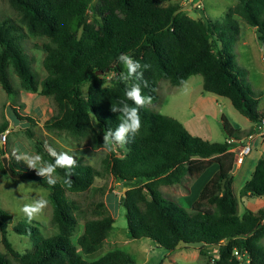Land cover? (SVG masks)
Instances as JSON below:
<instances>
[{"label": "trees", "instance_id": "16d2710c", "mask_svg": "<svg viewBox=\"0 0 264 264\" xmlns=\"http://www.w3.org/2000/svg\"><path fill=\"white\" fill-rule=\"evenodd\" d=\"M7 0L18 15L17 22L0 18V86L7 96L15 95L8 69L17 76L22 89L51 101L52 115L43 127L49 132H64L76 140L87 139L93 150H106L99 168L76 159L71 187L65 183V170L57 168V183L50 186L35 170L9 163L16 178L39 184L49 191L50 224L54 235L44 237L34 221L18 222L13 231L29 237L31 249L17 252L8 240L12 217L0 208V264H134L119 250L88 259L106 240L114 219L106 211V188L94 187L95 180L109 177L123 183L119 205L125 209L130 239H149L159 248L172 252L176 245L201 242L195 249L206 257L205 264H239L234 250L245 252L249 264H264V209L245 210L238 215V199L232 191L234 154L227 139L241 141L251 134L232 129L226 121L221 127L222 143H209L191 136L175 119L140 109L141 128L117 154L103 147V133L121 122L119 112H111L118 101L127 100L125 91L135 81L105 86L104 77L126 72L118 57L127 53L151 68L144 71L148 87L145 96L156 98L159 83L183 85L195 75L202 77V91L226 98L232 108L251 123L264 120L257 106L262 93L244 86L239 69L228 64L229 46L218 43L221 34L238 35V27L228 13L217 29L209 21L194 20L169 0ZM242 9V10H241ZM244 20L255 29L264 47V1L238 0ZM91 11L92 19H86ZM25 29V31H23ZM213 34L216 38L211 39ZM27 36L43 39L40 50L46 77L38 81L21 42ZM222 43V42H221ZM101 72V75H96ZM86 87L85 91L82 89ZM19 121L34 123L10 108ZM9 128L0 124V134ZM29 132V131H27ZM30 133V132H29ZM45 161L54 159L41 147ZM214 160L216 171L193 199L191 211L161 195V186L180 185L186 176L201 177L207 170L204 161ZM0 170L7 174L0 163ZM239 197L264 198V155L259 158ZM83 232L73 243L72 234L79 217H88ZM218 245L217 249L207 248ZM186 247V246H185ZM78 250V252H77ZM215 252L216 256L210 253Z\"/></svg>", "mask_w": 264, "mask_h": 264}, {"label": "rangeland", "instance_id": "374dc122", "mask_svg": "<svg viewBox=\"0 0 264 264\" xmlns=\"http://www.w3.org/2000/svg\"><path fill=\"white\" fill-rule=\"evenodd\" d=\"M95 3L96 0L92 2V5H95ZM166 4H177L182 8L188 6L182 12H185L188 17L194 20L209 21L215 29L219 28L218 24L224 22L226 15L230 14L231 19L237 24L238 35H229L228 30L217 31L221 34L218 47L221 48L222 44L230 47L228 64L239 69V78L244 86L262 93L258 108L264 107V47L254 28L248 25L243 15H241L243 14L242 9L234 10L238 0H169ZM0 18H10L15 22L18 20L17 13L11 9L7 0H0ZM86 19L91 21V11H87ZM210 37L211 39L216 38L213 34ZM43 42V39L30 36H27L21 42L24 53L28 57L38 81L46 77V72L42 66L44 52L40 50ZM8 72L10 84L16 94L7 96L0 86V124L7 122L9 125L6 131L7 139L5 143L0 142V163L2 164V159L6 158L7 164L12 163L19 168H27L22 162L15 161L12 155L15 148L38 153V148L41 147L47 151V146H51L57 152L71 150L69 154H74L76 159L80 158L84 164L99 168L101 159L107 153L106 150H93L90 148L87 139L76 140L64 132L47 131L43 127V123L52 115L51 101L46 97L22 89L17 76L12 73L11 69H8ZM111 74L109 72L104 77L105 86H109L113 82L114 78H109ZM82 89L85 91L86 87L84 86ZM215 97L218 101L217 107L210 106L212 101L203 103L204 98L213 100ZM11 107H14L20 116L31 117L35 122L17 120L14 118ZM146 108L151 112L177 120L191 136L209 143H222L225 141V134L221 127L222 120L226 121L233 129L247 130V132L250 130L254 131V134L260 133L256 129L259 122L255 124L248 121L232 108L226 98L204 93L200 75L189 77L183 85L177 87H170L166 81L160 82L156 98L151 99V103L146 105ZM262 138L252 137L250 142L251 152L242 159L240 166L236 164L238 156L234 154L235 168L232 171V191L238 199L239 216L246 209L253 211L255 208H264V199L252 197L246 200V198L239 197V190L249 180L258 156L264 154ZM113 152L117 154V148H114ZM202 165L210 172L206 178L209 181L216 171L215 161L205 160ZM193 178L195 177L190 176L188 179L183 180V184L188 187L193 183ZM204 181L203 184H198L201 188L205 184ZM103 186L106 188L103 201L106 211L114 219V223L108 238L102 242L92 255L87 256L88 259H94L110 251L119 250L128 255L134 264H205L206 257L197 253L198 251L196 252L194 248L186 246L168 252L159 248L149 239H130L127 235L124 218L125 209L119 205L121 194L127 190V187L123 183L114 182L109 177L95 180L94 187L101 188ZM160 191L163 198L176 202L186 211H191L193 199L197 197L182 196L180 194L181 190L177 186L162 187ZM48 194L49 191L39 184L12 178L8 174H3L0 170V208L12 217V221L8 226V240L17 252L24 253L26 250H30L32 244L29 237L17 235L13 231V227L18 222L27 220L19 211V208L41 197L48 200ZM253 204H256V206H253ZM51 214V205L48 201V206L32 220L38 224L44 237L54 235L57 231L50 224ZM87 219H89V216L78 218V224L72 234L73 243L82 234L83 223ZM260 245L264 248V237ZM0 252L5 254L1 242ZM210 255L216 256L217 254L213 252Z\"/></svg>", "mask_w": 264, "mask_h": 264}, {"label": "clouds", "instance_id": "9594fccd", "mask_svg": "<svg viewBox=\"0 0 264 264\" xmlns=\"http://www.w3.org/2000/svg\"><path fill=\"white\" fill-rule=\"evenodd\" d=\"M118 61L125 67L126 72H122L118 76L112 73L109 78H115L118 82L125 83L134 78L137 82L125 91L127 100L132 101L134 106H130L125 101H118V106L111 107V112H119L122 119L115 131L109 128L103 133V147L109 151L114 148H123L129 143L128 137L135 138L141 128L140 109L151 103V97L145 96L141 88V85L145 88L148 87V82L144 79V71L149 70L151 65H141L127 53H122L118 57ZM69 151L57 152L51 146H47V152L54 159V162L45 161L40 154L23 151L20 148H15L12 155L16 162H22L28 169L35 170L39 177L46 178L50 186L57 183L55 179L56 169H64V183L71 187L72 180L70 177L73 175V169L77 166V161L75 155H70ZM47 206L48 200L41 197L30 204H24L19 208V211L31 222Z\"/></svg>", "mask_w": 264, "mask_h": 264}, {"label": "crops", "instance_id": "0c3cea01", "mask_svg": "<svg viewBox=\"0 0 264 264\" xmlns=\"http://www.w3.org/2000/svg\"><path fill=\"white\" fill-rule=\"evenodd\" d=\"M255 30V29H254ZM221 49V48H220ZM213 96H215V95H213ZM260 99H262V96H261V98ZM260 99H259V101H260ZM208 101H212L211 102V104H210V106L211 105H213V106H218V104H217V99H216V97L213 99V100H210V98H204V101H203V103H205V102H208ZM210 103V102H209ZM259 103V102H258ZM264 110V107H262V108H258V106H257V111H258V113H261L262 111ZM223 121V120H222ZM233 129V128H232ZM238 130H240V131H243V132H246V133H249V134H251L250 136H251V140H252V137H260V135L259 134H257V133H255L254 134V131L252 132V131H248L247 132V130H241V129H238ZM263 138H262V140H263V142H262V145H263V147H264V135L262 136ZM225 139V138H224ZM231 139V138H230ZM245 139L246 138H244L243 139V141H245ZM236 141H238V140H236ZM251 142V141H250ZM250 144V143H249ZM251 146V145H250ZM249 155V154H248ZM247 155V156H248ZM262 155H264V154H260L259 156H258V160H259V158L260 157H262ZM246 156V157H247ZM257 160V161H258ZM257 161L255 162V164H254V168H255V166H256V163H257ZM234 168H235V165L233 166V168H232V171L234 170ZM254 168H253V170H254ZM253 170H252V172H253ZM232 171H231V175H232ZM252 172H251V174H252ZM210 172H209V170H206L205 172H204V174L201 176V177H199V178H193V183L192 184H190L188 187H186L185 186V184H183V182L184 181H182V183L180 184V185H172L171 187H176L177 186V188L179 189V190H181V195L182 196H189V197H191V198H193V196H197V194L199 193V191L201 190V189H199V188H201L200 187V185H198L199 183H201V184H203V181H204V183L206 184L208 181L206 180V178H207V174H209ZM233 176V175H232ZM251 176V175H250ZM190 176H186L183 180H185V179H188ZM204 184V185H205ZM203 185V186H204ZM203 186H202V188H203ZM162 187H170V186H161L160 187V189L162 188ZM183 193V194H182ZM244 198H246V200H249V199H251V197H244ZM243 199V198H242ZM264 198H261V200H263ZM253 206H256V204H253ZM260 209H264V208H255L252 212H257L258 210H260ZM263 224H264V221H263ZM196 251V250H195ZM197 252V251H196ZM198 253V252H197Z\"/></svg>", "mask_w": 264, "mask_h": 264}, {"label": "built area", "instance_id": "2783aa9c", "mask_svg": "<svg viewBox=\"0 0 264 264\" xmlns=\"http://www.w3.org/2000/svg\"><path fill=\"white\" fill-rule=\"evenodd\" d=\"M257 130L260 131V137L264 135V120L259 123V125L256 127ZM6 135L7 133L4 132L0 134V142L5 143L6 141ZM251 136H248L245 141H236L234 139H227L226 143L228 145H231L230 152L233 154H237L238 160L237 165H241V161L244 157H246L251 152V146H250ZM233 257L237 260L239 264H249V258L246 255L245 252H239L238 250H234L232 253Z\"/></svg>", "mask_w": 264, "mask_h": 264}, {"label": "water", "instance_id": "95a60500", "mask_svg": "<svg viewBox=\"0 0 264 264\" xmlns=\"http://www.w3.org/2000/svg\"><path fill=\"white\" fill-rule=\"evenodd\" d=\"M188 6L182 8L181 10L179 11H183L185 9H187ZM96 75H101V72H97ZM2 164H3V167L4 169L6 170L7 174L12 177V178H16V176L13 174L12 170L8 167V164H7V159L6 158H3L2 159ZM202 243L201 242H192V243H188V244H185L183 241H180L177 245H176V249H180L182 247H190V248H194V249H199L202 247ZM218 248V245H213V246H210L207 248L208 251H211L213 249H217Z\"/></svg>", "mask_w": 264, "mask_h": 264}]
</instances>
